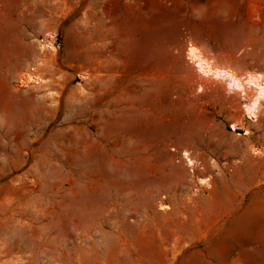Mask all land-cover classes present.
Instances as JSON below:
<instances>
[{
  "label": "rangeland",
  "instance_id": "374dc122",
  "mask_svg": "<svg viewBox=\"0 0 264 264\" xmlns=\"http://www.w3.org/2000/svg\"><path fill=\"white\" fill-rule=\"evenodd\" d=\"M190 43L264 73V0H0V264H264V105Z\"/></svg>",
  "mask_w": 264,
  "mask_h": 264
},
{
  "label": "bare ground",
  "instance_id": "6f19581e",
  "mask_svg": "<svg viewBox=\"0 0 264 264\" xmlns=\"http://www.w3.org/2000/svg\"><path fill=\"white\" fill-rule=\"evenodd\" d=\"M53 39H55V33L48 32L46 34V40L43 39L44 43H41V48H48V50H50L49 48H57L54 46ZM186 57L191 63H193L195 71L197 72L199 78L202 79L199 82L200 88L202 90L204 89L203 87L206 84V80L215 79L224 82L227 91L239 92L240 95L243 96L245 102L242 106L244 109L245 118L249 121H255L258 119L259 112L264 105V73H240L232 67H224L216 58L210 56L201 48L194 46L193 43H190L187 46ZM35 68V66H32L31 72H27L20 77L22 83L29 84L31 81H33L41 84L45 81V79L42 78L41 75L32 72V70H34ZM241 125H243V122L238 123V127L241 128ZM232 126L234 129H236L235 124H233ZM245 130L247 134L250 133L247 128H245ZM185 152L188 153L186 150ZM194 160L198 159L191 157V161L193 162ZM198 183H207V185H210V178L198 177ZM160 205V209H165L168 207L167 204Z\"/></svg>",
  "mask_w": 264,
  "mask_h": 264
},
{
  "label": "built area",
  "instance_id": "2783aa9c",
  "mask_svg": "<svg viewBox=\"0 0 264 264\" xmlns=\"http://www.w3.org/2000/svg\"><path fill=\"white\" fill-rule=\"evenodd\" d=\"M176 151V158L178 161L183 160L187 167L190 170V173L192 175H195V173L201 169H204V164L200 159L191 161V157L195 158L190 151L185 152V150L177 149L176 147L173 148ZM197 159V158H196Z\"/></svg>",
  "mask_w": 264,
  "mask_h": 264
}]
</instances>
